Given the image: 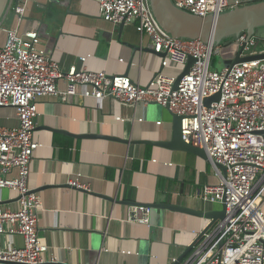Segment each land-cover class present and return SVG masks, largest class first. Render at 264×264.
<instances>
[{"label":"crops","instance_id":"0c3cea01","mask_svg":"<svg viewBox=\"0 0 264 264\" xmlns=\"http://www.w3.org/2000/svg\"><path fill=\"white\" fill-rule=\"evenodd\" d=\"M18 1H8L0 46L8 28L35 29L39 46L62 69L126 74L144 87L160 71L178 75L184 68L163 69V55L153 51L150 37L135 22L120 27L103 19L95 0H29L20 24L14 11ZM57 86L65 90L67 83L60 79ZM37 106L34 138L40 146L28 184L43 204L39 235L49 247L46 257L57 261L52 264H176L210 219L169 205L222 209V203L199 196L204 185L219 181L210 157L161 144L173 134V112L166 106L82 94L67 101L44 95ZM18 124L15 107H0L1 126ZM70 179L90 189L73 187ZM17 196L14 189L0 188V201L12 209L18 207ZM132 204L151 207L149 224L128 221ZM23 244L19 234L0 235V248Z\"/></svg>","mask_w":264,"mask_h":264},{"label":"built area","instance_id":"2783aa9c","mask_svg":"<svg viewBox=\"0 0 264 264\" xmlns=\"http://www.w3.org/2000/svg\"><path fill=\"white\" fill-rule=\"evenodd\" d=\"M103 19L120 24L136 23L151 39V47L163 55L162 68L185 66L189 56L196 60L190 71L174 84L177 75L157 73L144 87L126 74L78 69H62L39 46L35 29L21 33L19 27L6 29L0 46V107L16 108L19 124L0 125V188L18 192L16 209L0 201V235L19 234L21 247L0 248V261L20 264H52L46 257L49 247L40 240L38 216L43 208L39 194L29 187L30 164L40 143L34 138L38 117L37 99L56 95L113 98L137 104L159 103L182 117L184 140L207 151L219 181L206 184L200 198L226 204V216L202 232L180 264H264V57L213 67V57L223 61L264 53V40L242 32L229 40L206 41L182 38L168 32L156 17L151 0H95ZM29 0L14 7L18 24L24 19ZM174 5L202 17L219 16L231 8L229 0H172ZM86 59V57H82ZM64 79L67 88L57 82ZM86 86L83 93L79 87ZM220 93L209 106L205 99ZM226 167V175L216 165ZM16 170V175L11 176ZM73 187L90 189L79 179ZM151 207L132 204L128 221L150 223ZM222 242V244H221Z\"/></svg>","mask_w":264,"mask_h":264},{"label":"water","instance_id":"95a60500","mask_svg":"<svg viewBox=\"0 0 264 264\" xmlns=\"http://www.w3.org/2000/svg\"><path fill=\"white\" fill-rule=\"evenodd\" d=\"M8 1L9 0H0V21L6 11ZM151 3L154 13L162 26L176 37L201 38L206 41L213 40L220 42L227 38L237 36L242 32H247L249 35H254L257 38L264 40V0H229L231 8L228 11L219 16L207 17L195 15L186 10L180 9L174 5L172 0H151ZM119 25L120 27H123L125 22H121ZM242 50L243 49L241 47L235 57L223 61V65L221 63L219 70H221L225 65L232 66L240 61L264 57V53L241 56ZM195 60L196 59L193 56H189L186 65L177 75L174 89H177L179 81L190 71V68ZM213 65H216L214 61ZM220 96V93H217L209 98H206L205 104L209 106L213 101H218ZM166 108L169 109V106L167 105ZM172 117V138L169 141L162 142L161 144L168 148L189 151L203 157L204 159H209V155L205 149L196 147L184 140L181 128L182 117L175 113H172ZM216 165L223 171L224 175H226V167L219 163ZM154 206L161 207L157 204ZM169 207L187 213L205 216L210 219V223L203 233L212 227L218 220H222L226 216L225 203H222L221 210H212L207 212L196 211L177 205H169ZM195 244L196 242L186 249L185 253L180 257L176 264L181 262L184 257L190 253ZM0 264L20 263L0 261Z\"/></svg>","mask_w":264,"mask_h":264},{"label":"rangeland","instance_id":"374dc122","mask_svg":"<svg viewBox=\"0 0 264 264\" xmlns=\"http://www.w3.org/2000/svg\"><path fill=\"white\" fill-rule=\"evenodd\" d=\"M213 61L216 64V65H213V67L219 70V68L221 67V63L223 65V58L219 54H215L213 57ZM262 209L264 211V205H263Z\"/></svg>","mask_w":264,"mask_h":264},{"label":"trees","instance_id":"16d2710c","mask_svg":"<svg viewBox=\"0 0 264 264\" xmlns=\"http://www.w3.org/2000/svg\"><path fill=\"white\" fill-rule=\"evenodd\" d=\"M231 38H232V37H230V38H227V39H225V40L227 41V40H229V39H231Z\"/></svg>","mask_w":264,"mask_h":264}]
</instances>
